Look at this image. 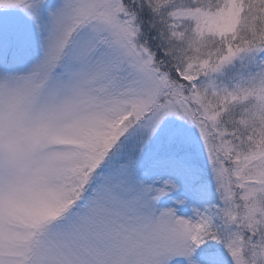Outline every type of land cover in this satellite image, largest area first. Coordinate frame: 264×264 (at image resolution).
I'll return each instance as SVG.
<instances>
[{
	"label": "snow or ice",
	"instance_id": "snow-or-ice-1",
	"mask_svg": "<svg viewBox=\"0 0 264 264\" xmlns=\"http://www.w3.org/2000/svg\"><path fill=\"white\" fill-rule=\"evenodd\" d=\"M0 264H264V0H0Z\"/></svg>",
	"mask_w": 264,
	"mask_h": 264
}]
</instances>
